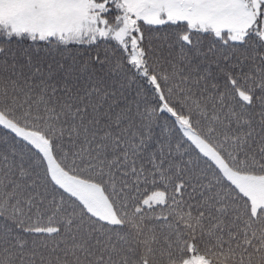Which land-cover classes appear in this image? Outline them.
I'll use <instances>...</instances> for the list:
<instances>
[{"label":"snow or ice","instance_id":"1","mask_svg":"<svg viewBox=\"0 0 264 264\" xmlns=\"http://www.w3.org/2000/svg\"><path fill=\"white\" fill-rule=\"evenodd\" d=\"M0 264H264V0H0Z\"/></svg>","mask_w":264,"mask_h":264}]
</instances>
